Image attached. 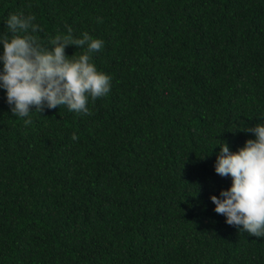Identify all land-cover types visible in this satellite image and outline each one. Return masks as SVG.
I'll return each instance as SVG.
<instances>
[{
    "label": "trees",
    "instance_id": "trees-1",
    "mask_svg": "<svg viewBox=\"0 0 264 264\" xmlns=\"http://www.w3.org/2000/svg\"><path fill=\"white\" fill-rule=\"evenodd\" d=\"M17 11L45 45L101 38L111 88L27 124L0 89V264H264L209 199L219 144L264 122V0H0V32Z\"/></svg>",
    "mask_w": 264,
    "mask_h": 264
},
{
    "label": "clouds",
    "instance_id": "clouds-1",
    "mask_svg": "<svg viewBox=\"0 0 264 264\" xmlns=\"http://www.w3.org/2000/svg\"><path fill=\"white\" fill-rule=\"evenodd\" d=\"M35 21L32 13L12 12L3 21L11 35L0 32V89L12 114L27 117V124L30 112L41 113L61 104L70 111L88 113L89 98L106 95L111 88V77L98 70L90 56L101 49L103 40L87 31L74 38L68 26L67 34H57L45 45L35 35L41 27ZM68 45L85 50L69 56L65 53ZM243 130L253 137L235 151L226 141L219 144L214 171L229 176L231 183L209 199L226 224L264 237V122ZM76 138L73 133L72 139Z\"/></svg>",
    "mask_w": 264,
    "mask_h": 264
}]
</instances>
